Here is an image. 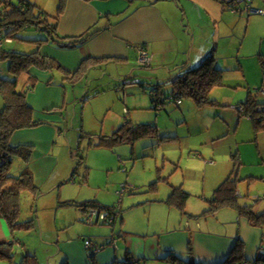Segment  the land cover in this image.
Wrapping results in <instances>:
<instances>
[{
  "label": "crops",
  "instance_id": "1",
  "mask_svg": "<svg viewBox=\"0 0 264 264\" xmlns=\"http://www.w3.org/2000/svg\"><path fill=\"white\" fill-rule=\"evenodd\" d=\"M64 2L65 6L60 15L58 26V32L61 36L70 38L86 32L96 31V33L85 44L74 49H61L49 44H44L41 47V53L57 59L65 71L58 69L30 70V74L37 78V82L33 89L28 91L27 100L35 109L34 119L42 120L45 123L36 127L19 129L14 132L10 140L12 146L30 145L32 147L28 165L32 171L35 185L38 186L42 194L45 192L43 189L45 187L49 188V191H53L67 182L65 175H58L54 183L47 184L61 163L60 153L56 149H59L62 144L65 146L64 138H67L69 108L73 102H75L74 116L77 119L76 109L79 103L77 101L85 90L82 84L83 80L84 85L89 86L91 84L89 80L93 78L97 82L96 90L98 92L104 85L103 90L112 91L115 98L121 99L122 103L125 104L123 109L128 111L129 118L127 119L132 124L154 123L153 125L157 127L154 136L139 138L135 142L158 138L162 131L164 140L168 141L170 138H175L170 131V127H173V123H175L173 116H169L167 111L161 115L163 108L168 104L163 108L160 107L161 109H155L157 115L154 119H152L151 113L145 110L147 109L145 105L148 102L147 87L150 89L149 85L154 84V87L155 84L158 87L160 84L162 85V81H156L158 74L162 75V73L157 72V70H152V73L151 70L143 69L147 65L139 59V49L143 46L152 56L150 66L154 63L159 68L167 69L173 76L171 80L179 74L173 70L174 66L181 70L187 64L198 63L210 55L212 51L224 70V77L228 71L241 69L243 76L241 75L239 78L249 80L250 86L256 87L252 89L264 95V15L249 13L241 5L237 11H234L235 0H198L196 2L198 8L194 10L195 13L192 10L193 0H64ZM174 3L183 12L174 8L172 6ZM254 6L264 8V0H255ZM173 12L175 13L173 14ZM189 14H195L197 19L194 16L190 17ZM186 15L190 18L184 19ZM198 23L203 25L197 26ZM244 26H246L245 31ZM198 28H202L204 31L203 39L210 40V43L198 44V40H201L200 37L198 39ZM228 37H232V39H227ZM173 54L177 57L172 58ZM250 61H256L259 68L262 69L263 75L260 82L258 79L251 83L249 72L244 69ZM225 62L228 65H224ZM232 62L235 63L233 68H231ZM167 70H164L166 76H168ZM74 79L76 80L74 81ZM223 85L224 82L214 87ZM214 87L209 91V95L215 101L206 104L216 105L218 103V100L211 96ZM165 90L169 89L165 88ZM102 93L105 94L103 91L98 96L101 97ZM251 94L252 90L249 92V95ZM246 101L242 102L241 106L245 107ZM83 103L84 107L88 104V102ZM194 103L198 108L205 105H200L195 99ZM183 104L182 99L177 106ZM126 105H128L127 109ZM194 105L188 104V107L193 108ZM239 110L241 117L244 115L243 108L240 109L239 106ZM171 114L178 116L177 111H171ZM81 118L82 133L85 131L93 133V135L97 133L111 134L123 125L121 123L116 126L111 122L109 133H104L103 131L98 132L97 129H91V119L89 118L86 125L85 113ZM185 120L187 119L185 118ZM93 135H91L92 137L87 135V137L95 138ZM215 136L217 135L208 140L210 141L212 138V140H216ZM80 137H83L82 134ZM206 138L207 136H204V140ZM66 140L68 141V139ZM96 140L98 141V139ZM117 143H121V141H117L113 145ZM192 147L198 148L200 145L190 144L188 148ZM74 155L72 154V157ZM124 158L119 155V159L124 160V166L128 172L130 163ZM203 160V163L207 161V163H211L204 157ZM211 160L213 163L215 162V159L212 158ZM68 161V163L63 161V167L69 171L73 162ZM231 161V159L228 161L229 164L224 166L222 172L217 173L216 179H213L214 185L219 182L222 183L230 176L235 166L234 164L232 171H230ZM138 163L139 161H136L133 164L134 169L132 165L133 171L137 169ZM115 164L117 163L115 162ZM146 169L147 167H145ZM133 171L130 177L136 184L128 183L132 187L131 191H123L125 185L119 183L120 180L123 181V177L113 181L111 185L109 184L107 187L109 189L89 187L90 193L82 191L73 195H65L63 191H60L59 201L65 204V207L57 212L56 227L57 231L65 230L67 232L68 230L70 235L66 238V232L59 234V239L55 242L56 246H54V242H49L51 246L43 255L39 251L41 249L39 245L45 242L44 230L39 224V216L35 210L30 216L36 217V227L28 232L35 233L37 239L28 245L20 237L14 236L11 242L19 245L20 256L16 257L12 264H19V258L27 251L37 256L38 264H58L62 255H64V259L60 264L64 262L68 264H187L184 261L175 262L176 259H173V254H177L184 260H187L191 255L193 256V261L192 259L191 261L196 264H226V257L238 236L245 243V259H254L264 255L263 228L250 225L239 216L238 212H230L229 210H216L217 213L214 211L213 227H210V216L206 222L199 220L197 225L192 218L184 216L187 212L186 204L184 208H181L168 202V197L174 187H182L188 191L186 186L172 183L162 192V186L157 188L153 186L149 191L147 189L143 191L146 193L144 198L139 197V186L144 187L148 182H145L144 179L139 181V175H134ZM79 174L80 171L78 170L75 177L68 180L76 182ZM88 174L89 166L86 165L83 177L86 182H89L86 186H91ZM226 174L228 175L222 180ZM103 190L104 194L100 196ZM38 191L35 194L29 192L32 193V197H35ZM147 192L149 193L147 194ZM116 193H118L119 199ZM168 193L169 196L167 197ZM213 196L214 193L211 199ZM137 198L139 199L138 202ZM90 199H96L108 206L116 205L117 210H120L109 219L110 222L114 219L111 223V229L105 226V224H111L102 220L98 212L90 215V211L96 210L95 208H88L87 210L73 203H66L69 200L85 201ZM155 202L160 203L159 207L162 209V214L160 217L154 218ZM135 206L136 208H134ZM31 209L33 210V205ZM220 211L227 212L231 217L221 221ZM87 212L88 217L85 219ZM134 212L136 213L134 214ZM84 220L89 224H84ZM153 221L155 226L151 228ZM95 222L99 223L100 226L91 225ZM143 223L145 226L147 225L144 230ZM236 223H238V230L235 232L234 225ZM223 226L231 227V229L227 228L224 231L220 229ZM72 229L75 230L71 231ZM13 234L7 221L0 216V240H6ZM86 240L92 242L91 247L86 246ZM65 244L69 246L65 247ZM98 247L100 249L96 250ZM190 247L193 253L189 255Z\"/></svg>",
  "mask_w": 264,
  "mask_h": 264
},
{
  "label": "rangeland",
  "instance_id": "2",
  "mask_svg": "<svg viewBox=\"0 0 264 264\" xmlns=\"http://www.w3.org/2000/svg\"><path fill=\"white\" fill-rule=\"evenodd\" d=\"M36 1L39 7L49 14L54 15L57 12L58 8V0H33ZM176 1V0H175ZM198 0H193L192 10H197ZM177 3V2H176ZM172 4L174 8H178L181 12L183 10L176 4ZM190 6V7H191ZM185 12V11H184ZM172 13V12H171ZM175 12H173L174 14ZM190 17H196L194 14H189ZM186 15L184 19H189L190 17ZM197 26L203 25L202 23L196 24ZM244 26V31H245ZM196 29V28H194ZM198 39L200 37L201 40H198V44L210 43L211 41L204 38V31L202 28H198ZM35 29L31 30H23L18 33V37L14 38V47L21 51H29L32 46L25 40L20 39L21 37H25L31 35V33ZM227 39H232V37H228ZM206 53V52H205ZM173 57H177L174 54ZM227 64L226 62L224 65ZM228 65V64H227ZM235 63L232 62L231 68H233ZM245 65V62H244ZM0 69L4 73H8V62H2L0 64ZM142 69V68H140ZM145 70H157L159 73L156 77V81H162V87L165 89H171L173 84L170 82L173 77L170 75V72L167 69L159 68L157 65L152 63V66L143 67ZM245 71L249 72V78L251 83L256 82L259 79V82L262 79V69L259 68L258 63L255 61H250ZM247 69V70H246ZM167 70L168 76H166L165 71ZM175 73L180 71V68L174 66ZM153 73V71H152ZM243 76V72L241 69H235L232 71H228L224 77V85L217 86L213 88V92L211 96L215 97L218 100L216 105L205 104L203 107H196L194 104V99L191 97L183 96V105L177 106L176 103H168V105H163L161 115L165 111L169 114V116H173L175 123H173V127H170L171 135L175 136V138H170L168 141L164 140L163 131L161 132V137L158 135V138L154 139H145L138 140L131 144L129 142H121L117 143L113 146H96L95 143L98 142L95 138L90 139L87 136H83L85 133H82V115L87 118L86 125L88 123V118L91 119V129H97L98 132L109 133V127L111 122H113L116 126H119L121 123H125L129 118L128 111L123 109L125 106L122 103V100L119 98H115L112 95V91L103 90V86L101 87L100 92L96 90V80L91 78L89 82L91 84L84 85V80L82 84L85 88L83 94H81L78 98L79 102L77 104V119L74 116V105L75 102L71 103L69 112V123L67 129V138H64L65 146L61 145V149L57 148L58 152L61 156V163L57 167L55 174L50 178L47 182L48 185L55 182L56 176L65 175V183H63L60 187L53 191H49V188L45 187V192L38 191L37 196L32 197V193L29 191H25V194H21V215L20 218L29 217L34 211H37L39 216V224L43 228V238L44 244H40V253L43 255L45 251L50 248L49 242H54V246H56L55 242L59 239V234L66 232L57 231L56 227V215L59 209L64 208L65 204H62L59 201V193L63 191L64 194L73 195L76 193L87 192L90 193L89 187H102V189L107 188L108 185L112 184L113 181H116L118 178L123 177V181L120 180V184L130 183L136 184L135 181L131 180L132 178V165L139 161L138 167L134 170V175L138 174V179L145 180L148 183L146 186H139L140 194L139 197H145L146 189L149 191L155 186V188L162 186L161 192L165 191L168 187L173 183L175 185H184L189 189L191 196L186 202V213L185 217L192 218V220L197 223L199 220H203L206 222V219L209 217L211 220L210 227H213V217L215 212L205 211L209 208V200L211 199L215 188L221 183L219 182L217 185L213 184V179H216V175L218 172H222L224 170V166L229 164L228 161L231 159L232 166L234 165V159L232 154L235 152H239V158L241 163L237 167V175H238V204L245 205L248 204L252 209L256 212H260L264 210V130H262L258 135H256V131L253 127L252 120L250 117L242 115L240 117V109L243 108L241 106L242 102L246 101L249 97V92L252 90V97L258 96L264 98V95L254 91L252 88H256L255 86H250V82L239 78V76ZM247 75V73H246ZM27 79V75H22L19 81V87H22V84ZM151 88L153 85H149ZM105 92L101 97V92ZM86 96L87 99H84L83 96ZM98 96V97H97ZM108 97V99H106ZM148 102L145 105L147 109L146 112H150L149 114L155 118L157 113L155 109L152 108L151 98L147 94ZM87 103V106L84 107V103ZM220 103V104H219ZM188 104L194 105L193 108H189ZM228 104V105H227ZM4 105V99L0 92V108ZM158 106V105H157ZM128 105H126V109ZM160 108V109H161ZM85 109V110H84ZM85 111V112H84ZM172 112L177 111L178 116H174L171 114ZM182 112V113H181ZM237 112V113H236ZM235 114V115H232ZM187 120H185V118ZM233 118L234 120L232 121ZM127 119V120H126ZM74 121V122H73ZM150 122V121H148ZM152 122V120H151ZM238 123V125H237ZM105 128H104V125ZM77 125V127H74ZM85 132V131H84ZM82 134V138L80 135ZM212 136H209V135ZM86 135V134H85ZM216 140H208L211 137H214ZM204 136H207L206 140H204ZM68 139V141L66 140ZM161 139V140H160ZM151 141V142H150ZM200 145L198 148H188L189 145ZM73 152V153H72ZM197 152H199L197 154ZM72 154H75L72 157ZM67 155V156H66ZM119 155L122 157H126L127 161L129 160V171L124 166V160L119 159ZM135 155V156H134ZM86 158V161L80 165L79 171L80 174L77 175V181L74 182L72 180H68L70 175L72 174L74 168L78 165L79 157ZM199 156V157H198ZM203 157L211 163H203ZM201 158V159H199ZM215 159L213 163L211 159ZM70 160L73 164L70 166V170H66L63 167V161L67 163ZM115 162L117 164H115ZM165 162V165H164ZM22 163V160L18 157L14 158L12 164V170L14 172L18 171L19 165ZM86 165L89 166V174L88 178L89 182L84 180L83 174L86 170ZM164 166V169L162 167ZM145 167L147 169L145 170ZM134 169V165H133ZM88 170V169H87ZM161 173V175H159ZM130 174V175H129ZM226 174L222 180L227 176ZM134 178V177H133ZM221 180V181H222ZM119 181V180H118ZM125 181V182H124ZM57 183V182H56ZM154 185H153V184ZM58 185V184H57ZM103 185V186H102ZM183 186V187H184ZM43 191V190H42ZM149 192H147L148 194ZM104 194V190L101 191L100 196ZM118 195V193H116ZM169 193L167 194V197ZM119 199V195L117 197ZM142 198V199H143ZM139 199L137 198V202ZM154 209V218L160 217L162 214V209L159 207L160 203L155 202ZM33 205V210L31 209ZM136 208V206L134 207ZM218 210H229L230 212H238L237 208L232 206L222 207ZM217 210V211H218ZM140 212V211H139ZM136 212H134L135 214ZM217 213V212H216ZM87 215L84 217L87 219ZM221 221L230 218L231 216L225 212L220 211ZM85 221V220H84ZM95 221V220H94ZM84 224H89L87 221L83 222ZM186 223V222H185ZM98 225L99 223L95 222ZM234 225V224H233ZM103 226V224H102ZM108 228L111 229V225L105 224ZM143 230L146 229L143 223ZM155 226L154 221L151 224V228ZM234 231L238 230V223H236ZM231 229V227H220V229ZM264 229V227H263ZM75 229H72L73 231ZM34 234V235H32ZM35 233H30L26 230L18 229L14 231V234L9 238H6L8 241H12L14 236L20 237L23 239L28 245L34 242ZM66 238L69 237V232H66ZM236 235V234H235ZM37 236V235H36ZM84 243V242H83ZM69 245L65 244V247ZM112 247V246H108ZM19 245L17 243L13 246V259L15 261L16 257L20 256ZM43 257V256H42ZM19 258L18 261H20ZM64 259V255L61 256L58 264ZM17 261V262H18ZM19 263V262H18ZM0 264H12L8 259L0 258Z\"/></svg>",
  "mask_w": 264,
  "mask_h": 264
},
{
  "label": "trees",
  "instance_id": "3",
  "mask_svg": "<svg viewBox=\"0 0 264 264\" xmlns=\"http://www.w3.org/2000/svg\"><path fill=\"white\" fill-rule=\"evenodd\" d=\"M64 6V0H60L56 14L51 15L47 11L42 10L38 3L33 0H0V64L8 62L9 69L8 73H4L0 69V92L4 99V105L0 108V216L7 221L13 233L18 229L31 231L36 227L35 216L20 218L21 194L27 190L35 194L39 189L35 185L32 171L28 165L32 147L30 145L12 146L10 144L15 131L45 123L42 120L34 119L35 109L27 100L28 91L32 90L37 82V78L30 74V70L48 71L58 69L65 71V68L57 59L42 54L41 47L44 44H49L56 48L74 49L85 44L96 33V31L86 32L80 36L70 38L61 36L58 32V26ZM32 28L35 30L31 35L20 38L32 46L31 50L21 51L15 48L13 43L15 42L14 38L18 37V33L26 29L31 30ZM24 74L27 75V79L22 84V87H19L20 78ZM223 79L224 70L211 51L210 55H207L198 63L183 66L179 74L171 80L173 84L171 90L163 89L161 84L159 87L156 84L154 87L153 84L150 89L147 87V90L151 103L152 100L153 102H159L161 107L168 104L165 103L164 99L176 92L181 95V101L183 96H186L194 98L202 105L215 101L210 97L209 91L212 87L221 85ZM83 98H86V96H83ZM244 106L242 112L245 116L251 118L256 133H259L264 129V98L252 97L251 94ZM152 108L157 110L158 106L152 103ZM153 124H132L127 120L111 134L97 133L93 135V133L89 132L83 133L86 136H95L98 139V142L95 143L96 146H112L117 141L134 143L139 138L154 136L157 127ZM238 155V152L233 153L234 169L230 176L215 190L213 198L209 200L210 206L205 213L214 212L222 206H232L237 208L239 216L244 218L250 225L263 228L264 210L256 212L248 204H238L237 186L239 179L236 172L237 167L241 163ZM15 157L22 159V163L16 172L12 170ZM83 159L84 157L82 156L77 160L78 165L74 168L70 179L74 178L78 173L80 165L83 164ZM85 161L86 158L84 159ZM124 185L126 190H132L128 183ZM190 195L191 193L184 188L174 187L168 197V202L184 208ZM66 203H73L87 210L88 208H95L99 217L109 224L113 223L114 220L110 222L109 219L120 211L117 210L116 205H104L96 199L85 201L69 200ZM244 245L245 243L238 236L229 255L226 257L225 263L239 264L243 262L245 260ZM13 246L14 243L11 241L0 240V258L8 259L12 263L14 261ZM191 253L193 252L190 247L189 255ZM173 256V259H176L175 262L184 261L187 264H196L192 262L193 256L191 255L187 260L177 254H173ZM19 264H38V258L35 254L27 251L23 253ZM63 264L68 263L64 262Z\"/></svg>",
  "mask_w": 264,
  "mask_h": 264
},
{
  "label": "built area",
  "instance_id": "4",
  "mask_svg": "<svg viewBox=\"0 0 264 264\" xmlns=\"http://www.w3.org/2000/svg\"><path fill=\"white\" fill-rule=\"evenodd\" d=\"M236 1V7L233 8L234 11H237L240 8V5L243 6L244 10H246L249 13H256V14H264V8H259L254 6V2L255 0H235ZM139 59L143 64H150L151 60H152V56L148 53L147 50H145V47H141L139 49ZM138 59V60H139ZM264 91V88H263ZM165 103H171V102H177V103H181V95L179 93H173L170 94L166 99H164ZM154 105H158V108H160V103L159 102H153ZM126 190V187L123 188V191ZM97 211L96 210H91L90 211V215H94L96 214ZM102 218H104L103 215H101ZM86 246L91 247L92 246V242L90 240H86L85 241ZM100 249V247L96 248V250ZM239 264H264V255L260 256V257H256L254 259H245L243 262L239 263Z\"/></svg>",
  "mask_w": 264,
  "mask_h": 264
},
{
  "label": "clouds",
  "instance_id": "5",
  "mask_svg": "<svg viewBox=\"0 0 264 264\" xmlns=\"http://www.w3.org/2000/svg\"><path fill=\"white\" fill-rule=\"evenodd\" d=\"M254 14H256V13H254ZM260 15H264V14H260ZM150 54V53H149ZM151 65V62H150V64H148V65H146V66H150Z\"/></svg>",
  "mask_w": 264,
  "mask_h": 264
}]
</instances>
